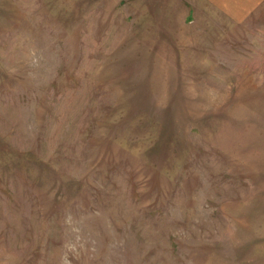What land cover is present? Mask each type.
Returning a JSON list of instances; mask_svg holds the SVG:
<instances>
[{
    "label": "rangeland",
    "instance_id": "obj_1",
    "mask_svg": "<svg viewBox=\"0 0 264 264\" xmlns=\"http://www.w3.org/2000/svg\"><path fill=\"white\" fill-rule=\"evenodd\" d=\"M0 264H264V0H0Z\"/></svg>",
    "mask_w": 264,
    "mask_h": 264
}]
</instances>
